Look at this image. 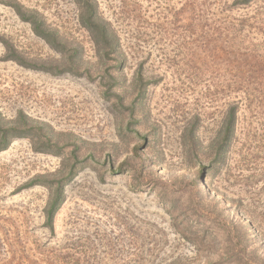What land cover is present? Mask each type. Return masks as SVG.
I'll return each instance as SVG.
<instances>
[{"label":"rangeland","instance_id":"1","mask_svg":"<svg viewBox=\"0 0 264 264\" xmlns=\"http://www.w3.org/2000/svg\"><path fill=\"white\" fill-rule=\"evenodd\" d=\"M239 1L97 0L125 53L112 88L118 63L99 59L74 0H0V111H23L66 146L39 153L17 139L0 152V232L26 264H264V0ZM11 3L79 48L94 80L31 68L61 55ZM246 49L262 56L241 78ZM241 84L251 86L242 98ZM237 103L224 151L223 119ZM71 169L52 233V190L32 183Z\"/></svg>","mask_w":264,"mask_h":264},{"label":"trees","instance_id":"2","mask_svg":"<svg viewBox=\"0 0 264 264\" xmlns=\"http://www.w3.org/2000/svg\"><path fill=\"white\" fill-rule=\"evenodd\" d=\"M80 10L79 21L91 35L96 46L98 57L101 61L117 62L118 67H114L116 71L111 75L115 82L112 86H118L119 81L117 74L122 66L125 53L121 44V39L113 27V25L105 20L99 11L97 0H74ZM253 0H240L237 5L246 6L252 3ZM12 7L16 14L31 25L35 35L43 39L53 50L61 55L60 60L52 63H43L42 65H33V69L51 73L53 75L71 74L77 77H85L89 80H94L90 70L82 71V51L77 47H68L64 42L59 32L51 29L37 12H28L17 3L8 4ZM262 55H257L249 49L241 50L237 55L239 64L238 74L242 78L249 76L254 62L259 60ZM217 57L216 55L214 56ZM259 73H263V69H259ZM137 80L143 82L144 76L142 70L138 72ZM236 94L239 97L248 96L251 93V86L241 84L235 88ZM104 97L109 99L108 93H104ZM115 94V93H114ZM118 97V95H115ZM120 100L121 97H118ZM239 103L229 107L225 112L223 119L220 139L224 151L231 145L236 133L238 122ZM195 133V132H194ZM61 135V134H60ZM54 129L47 124L40 123L23 111H19L14 119H8L0 111V152L7 150L11 144L17 139H28L31 141L33 148L39 153H51L60 155L66 149V146H60L58 137ZM194 140V136H193ZM79 147L76 145L72 151L73 158L78 160ZM75 168V167H74ZM82 169V168H81ZM80 169V170H81ZM80 170L78 172H80ZM77 175L74 169L69 171V177L58 181H38L33 182L34 185H45L52 190L51 199L44 211L45 227L50 232L55 231V218L63 204L65 203V187L69 180ZM10 235L7 231L0 232V264H26L24 256V247Z\"/></svg>","mask_w":264,"mask_h":264}]
</instances>
